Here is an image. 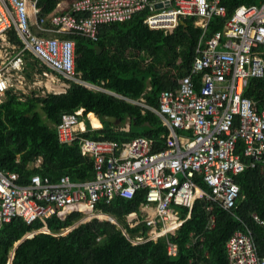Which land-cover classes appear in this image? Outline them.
Returning a JSON list of instances; mask_svg holds the SVG:
<instances>
[{
    "label": "built area",
    "instance_id": "2783aa9c",
    "mask_svg": "<svg viewBox=\"0 0 264 264\" xmlns=\"http://www.w3.org/2000/svg\"><path fill=\"white\" fill-rule=\"evenodd\" d=\"M57 7L58 12L42 15L37 0H0V98L9 90H23L26 53L50 70L52 81H62L66 88L67 82H74L105 91L76 73L71 36L96 41L101 26L127 21L137 13H145L143 23L151 30L172 33L183 19L192 18L201 33L189 73L160 91L157 107L142 97L126 99L142 112L154 113L168 128L165 149L153 151V142L143 136L127 142L83 139L81 154L93 160L94 178L82 182L67 175L52 181L33 174L27 184H20L18 173L0 168V226L14 218L26 224L40 221L42 229L27 235L31 237L46 232L45 222L52 216L63 220L80 212L84 218H98L97 203L132 199L143 192L140 212L126 216L130 227L139 223L147 227L145 237L132 241L137 244L174 235L185 221L180 210L187 209L188 218L198 199L231 212L241 197L234 177L247 168L264 174V90L256 99L244 94L250 80L264 83V1L239 5L228 18L222 0H61ZM214 17L226 19L207 37ZM11 32L19 44L9 41ZM193 77L199 81L198 89ZM82 112L64 113L52 126L59 143L71 144L76 133L85 130ZM250 217L264 225L257 214ZM213 224L210 216L206 228ZM166 243L167 254L175 256L176 245ZM225 252L228 264H264L247 226L227 239Z\"/></svg>",
    "mask_w": 264,
    "mask_h": 264
},
{
    "label": "trees",
    "instance_id": "16d2710c",
    "mask_svg": "<svg viewBox=\"0 0 264 264\" xmlns=\"http://www.w3.org/2000/svg\"><path fill=\"white\" fill-rule=\"evenodd\" d=\"M58 1L37 0V6L46 15L55 9ZM263 1L222 0V4L226 6L228 18L239 5H260ZM144 18L145 13L141 12L127 21L103 25L96 41L71 36L75 43L76 73L114 95L74 82H67L68 87L62 93L33 92L19 97L9 90L4 94L0 101V168L3 171L18 173L20 184H27L33 174L47 176L52 181L67 175L72 181L82 182L94 178L93 160L81 154L83 139L127 142L143 136L153 142V151L167 147L169 130L159 117L149 110L142 112L126 99L142 97L146 104L157 107L160 91L171 88L174 78L189 73L193 48L201 31L193 26L192 18H185L186 31L179 24L172 33L165 34L149 29L143 23ZM225 19L212 18L206 36L220 29ZM8 37L11 43L19 44L14 33ZM95 46H99V53ZM135 55L143 62V68H138L133 60ZM31 67L32 63L26 62L25 68L31 70ZM172 80L166 86L165 82ZM193 80L198 89V79L193 77ZM262 90L264 83L252 79L244 94L256 99ZM79 109L84 114H95L101 127L96 128L99 123L89 115L95 128L86 122L85 131L77 132L71 144L59 143L52 126L60 121L62 114ZM104 116H112L120 124L109 123ZM126 120L128 130H123ZM241 144L239 141L237 152ZM38 159L41 162L35 166ZM234 181L241 197L231 212L198 199L188 218L187 209L180 211L185 221L174 235L156 241L133 244L137 237H145L147 227L144 223L130 227L125 219L129 213L138 211L144 202L143 192L136 193L132 199L115 198L109 203L96 204L94 212L110 216L115 223L97 217L81 222L84 215L73 212L63 220L56 216L48 218L46 232L24 238L27 233L42 229L43 224L40 221L26 224L14 218L0 226V264H8L11 257L10 264H228L225 242L245 226L252 231L258 254L264 256V225L256 224L250 217L255 213L264 220V175L258 168H247ZM197 182L208 191L204 183ZM210 216L214 224L207 229ZM166 240L176 245L175 256L167 254Z\"/></svg>",
    "mask_w": 264,
    "mask_h": 264
},
{
    "label": "rangeland",
    "instance_id": "374dc122",
    "mask_svg": "<svg viewBox=\"0 0 264 264\" xmlns=\"http://www.w3.org/2000/svg\"><path fill=\"white\" fill-rule=\"evenodd\" d=\"M125 50H126L125 51L126 52V55H129L128 54L129 53V50H127V49H125ZM126 57H128V56H126ZM25 60H26L27 63L28 62L32 63V67L30 68L31 70H28V68H25L24 67V69L21 71V73H23L25 75V81H24V85H23V90L22 91L21 90H17V91L12 92V93H17L21 97H23V96L30 95L33 92H36V93H39V94H44V92H50V93H52V91L55 92V93H60V92H63L64 89H66V86L61 85V83H63L62 81L61 82L56 81V80L52 81L51 78H53L54 76L50 74V70H48L40 62L38 63L36 58H34L33 56L27 54ZM133 60H135L137 62L138 68H143V62L141 60H139L138 56L135 55L133 57ZM40 71H42V72L40 73ZM45 72L47 73V75L44 74ZM26 74H29V76L26 77ZM15 77L16 76H14L13 78H15ZM174 80H175V78H174ZM174 80H172V81H166L165 82L166 86H169V84H171ZM56 87L58 88L57 90H56ZM3 97L4 96H2L0 98V101H1V99H3ZM127 125L128 124H125V126L123 125V127H126ZM91 217L93 218V216H91V215L85 216V218L83 217V220L84 219H89ZM98 218L99 219H102V220H106L105 219L106 218L105 216H101L100 215ZM16 244H15V246H16Z\"/></svg>",
    "mask_w": 264,
    "mask_h": 264
},
{
    "label": "crops",
    "instance_id": "0c3cea01",
    "mask_svg": "<svg viewBox=\"0 0 264 264\" xmlns=\"http://www.w3.org/2000/svg\"><path fill=\"white\" fill-rule=\"evenodd\" d=\"M60 1L61 0H59L58 2H57V4H56V7H55V9L52 11V12H58L59 11V8L57 7V5H58V3H60ZM254 5V4H253ZM41 8V10H42V7H40ZM66 8V6H65V4L63 5L62 4V9H65ZM52 12H50V13H52ZM50 13H48V14H50ZM48 14H46V15H48ZM42 15H45V14H42ZM102 27V26H101ZM100 27V28H101ZM98 38H99V34H98ZM99 47V46H98ZM26 66V65H25ZM26 70V69H25ZM80 74V73H79ZM80 77H81V75H80ZM82 79V78H81ZM177 79V78H176ZM175 79V80H176ZM83 81H85L84 79H82ZM87 84L89 83V84H91L90 82H87V81H85ZM200 87V86H199ZM198 87V88H199ZM92 90H94V89H92ZM104 92H107V93H111L112 94V92L110 91V92H108V91H104ZM52 93H54V92H52ZM138 106V105H137ZM83 112H84V110H83ZM82 112V116L80 117V119L82 120V121H84L83 123V125H85V123L86 122H88L89 123V125L92 127V128H95V126H93L92 125V121L89 119V115H92V116H94L95 117V119L97 120V122L99 123V126L98 127H96V128H100L101 127V123H100V120L98 119V117L95 115V114H93V113H86V114H84ZM104 118V117H103ZM116 121H118L117 123H115ZM115 122L113 123V124H115V125H119L120 124V121L119 120H115ZM125 124H128L129 125V122H128V120H126L125 122H124V126H125ZM128 125L126 126V127H121V129H123V130H128ZM85 131V130H84ZM179 134L180 135H186V133L185 132H179ZM167 145H168V137H167ZM41 162V160L40 159H38L36 162H35V166H38L39 165V163ZM259 170V169H258ZM260 172V171H259ZM261 174V173H260ZM262 175H264V174H262ZM140 211H139V207H138V211L136 212V213H139ZM98 214H100L101 216H105V217H110V216H106V215H104V214H101V213H98ZM125 219H126V217H125ZM113 222H114V220H113ZM126 222H127V220H126ZM115 223V222H114ZM27 235H29V233H27L25 236H24V238H28L27 237Z\"/></svg>",
    "mask_w": 264,
    "mask_h": 264
},
{
    "label": "water",
    "instance_id": "95a60500",
    "mask_svg": "<svg viewBox=\"0 0 264 264\" xmlns=\"http://www.w3.org/2000/svg\"><path fill=\"white\" fill-rule=\"evenodd\" d=\"M180 24L182 25V27H183V30H185L186 31V23L182 20L181 22H180ZM95 48H96V50H97V53H99L100 52V48L98 47V46H95ZM104 120L105 121H107V122H109V123H114L115 122V118L114 117H112V116H104ZM118 121H116L115 123H117ZM107 220H109V221H112L113 222V219L111 218V217H108V218H106ZM23 240V239H22ZM19 243V242H18ZM18 243L16 244V246L18 245ZM16 246H14V247H16Z\"/></svg>",
    "mask_w": 264,
    "mask_h": 264
},
{
    "label": "clouds",
    "instance_id": "9594fccd",
    "mask_svg": "<svg viewBox=\"0 0 264 264\" xmlns=\"http://www.w3.org/2000/svg\"><path fill=\"white\" fill-rule=\"evenodd\" d=\"M24 59H25V57H24ZM26 62V61H25ZM68 84V83H67ZM94 85V84H93ZM95 86H97V85H95ZM85 87V86H84ZM97 87H99V86H97ZM99 88H102V87H99ZM103 89V88H102ZM104 90H106V89H104ZM100 91V90H99ZM106 91H108V90H106ZM104 92V91H103ZM108 92H110V91H108ZM45 93V92H44ZM60 93H62V92H60ZM105 93H107V92H105ZM16 94V93H15ZM109 94V93H108ZM111 94V93H110ZM112 95H114V93H112ZM17 96H19V97H21L20 95H17ZM106 219V218H105ZM11 259H12V257L10 258V261H11ZM10 264V263H9Z\"/></svg>",
    "mask_w": 264,
    "mask_h": 264
},
{
    "label": "bare ground",
    "instance_id": "6f19581e",
    "mask_svg": "<svg viewBox=\"0 0 264 264\" xmlns=\"http://www.w3.org/2000/svg\"><path fill=\"white\" fill-rule=\"evenodd\" d=\"M50 86V85H49ZM54 88V87H53ZM58 88L56 87V90H57ZM55 90V89H54ZM57 92V91H56ZM107 218V217H106Z\"/></svg>",
    "mask_w": 264,
    "mask_h": 264
}]
</instances>
